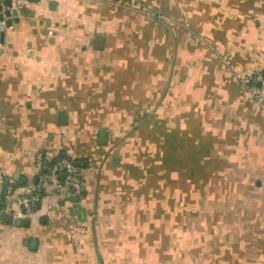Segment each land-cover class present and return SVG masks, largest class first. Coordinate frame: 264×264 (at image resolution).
<instances>
[{
    "label": "crops",
    "instance_id": "1",
    "mask_svg": "<svg viewBox=\"0 0 264 264\" xmlns=\"http://www.w3.org/2000/svg\"><path fill=\"white\" fill-rule=\"evenodd\" d=\"M26 6L0 41V183L27 192L42 152L82 188L1 216L0 264H264V108L235 81L264 69V0Z\"/></svg>",
    "mask_w": 264,
    "mask_h": 264
},
{
    "label": "built area",
    "instance_id": "2",
    "mask_svg": "<svg viewBox=\"0 0 264 264\" xmlns=\"http://www.w3.org/2000/svg\"><path fill=\"white\" fill-rule=\"evenodd\" d=\"M6 0H0V6L5 14L8 6ZM26 6L28 0H22ZM13 19V15L7 16ZM235 81L243 93H247L250 99L264 108V69L235 73ZM38 169L37 176L31 181L29 190L24 194H17L15 181L12 178H5L0 183V217L10 214L14 218L18 216H31L43 198L42 192L54 197L62 198L66 193L73 195L82 188V180L78 166L68 156H60L53 160L45 158L42 152L35 157Z\"/></svg>",
    "mask_w": 264,
    "mask_h": 264
},
{
    "label": "water",
    "instance_id": "3",
    "mask_svg": "<svg viewBox=\"0 0 264 264\" xmlns=\"http://www.w3.org/2000/svg\"><path fill=\"white\" fill-rule=\"evenodd\" d=\"M34 2H40L41 0H32ZM5 4L8 6V8L5 10V14L7 16L13 15V19H7L5 17V14L3 12L0 13V41L4 42V39L6 37V33L8 29H11L13 26L16 24H19L22 20L23 17H29L30 10L26 9L27 6L23 5L22 0H6ZM57 5V1H52L50 2V7L54 8L53 6ZM0 10H2V6H0ZM60 117L62 119L63 116H65V112L61 111L60 112ZM63 122V121H62ZM105 136V131H101L100 133V142L103 143V138ZM77 166H80V163H76ZM3 220L7 222H13L14 217L10 214H4L3 215ZM17 224L21 223V219H16L15 220ZM26 224H29V219H26L24 221Z\"/></svg>",
    "mask_w": 264,
    "mask_h": 264
},
{
    "label": "trees",
    "instance_id": "4",
    "mask_svg": "<svg viewBox=\"0 0 264 264\" xmlns=\"http://www.w3.org/2000/svg\"><path fill=\"white\" fill-rule=\"evenodd\" d=\"M42 194L44 195V192H42Z\"/></svg>",
    "mask_w": 264,
    "mask_h": 264
}]
</instances>
